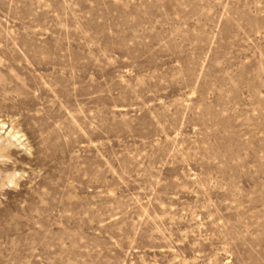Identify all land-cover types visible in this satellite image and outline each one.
<instances>
[{
    "label": "rangeland",
    "instance_id": "obj_1",
    "mask_svg": "<svg viewBox=\"0 0 264 264\" xmlns=\"http://www.w3.org/2000/svg\"><path fill=\"white\" fill-rule=\"evenodd\" d=\"M0 264H264V0H0Z\"/></svg>",
    "mask_w": 264,
    "mask_h": 264
}]
</instances>
